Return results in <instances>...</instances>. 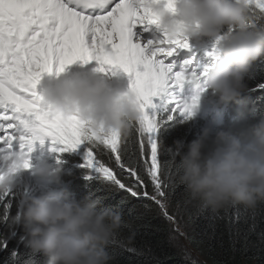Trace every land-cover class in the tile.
<instances>
[{"label": "snow or ice", "instance_id": "snow-or-ice-1", "mask_svg": "<svg viewBox=\"0 0 264 264\" xmlns=\"http://www.w3.org/2000/svg\"><path fill=\"white\" fill-rule=\"evenodd\" d=\"M177 0H0V156L30 152L37 142L51 140L63 145L58 151L75 150L88 142L84 167L93 169L111 187L137 199L155 203L171 222L168 211L170 176L175 154L162 158L157 133L183 115L189 119L199 101L207 74L217 61V44L206 52L204 62L186 60L180 70L169 61L177 48L190 49L183 35L159 44L134 41V29H161L160 10ZM255 23H264V0H247ZM162 36L166 35L161 31ZM96 60L98 71L124 72L131 79L130 91L140 108L130 136L113 131L99 132L79 116L64 119L54 113L38 90L49 74L64 72L80 62ZM107 66V67H105ZM196 91L184 93L186 83ZM199 86V87H198ZM264 89V84L258 85ZM30 168V159L22 165ZM7 163L0 159V171ZM87 178L91 179L92 174ZM106 199V198H104ZM17 193L0 190V252L7 251L16 236L12 219ZM110 204L109 207H118ZM180 232L179 227L176 229ZM183 235L182 232H180ZM23 241V237H20ZM113 245L128 247L118 236ZM139 254V253H138ZM27 257V258H26ZM3 264H36L31 253L12 250Z\"/></svg>", "mask_w": 264, "mask_h": 264}, {"label": "clouds", "instance_id": "clouds-1", "mask_svg": "<svg viewBox=\"0 0 264 264\" xmlns=\"http://www.w3.org/2000/svg\"><path fill=\"white\" fill-rule=\"evenodd\" d=\"M172 7L175 12L168 7L160 10L161 29L149 43L183 35L217 44V61L190 118L199 111L208 90L220 104L241 105L236 109L240 114L250 110L244 104L246 78L254 62L264 59V23L253 21L247 0H177ZM40 94L64 119L79 116L98 132L114 130L124 138L131 135L141 116L130 87L121 88L94 73L66 69L51 76ZM33 151L0 156L7 163L0 171V190H14L20 175L30 168L50 185L62 183L61 168L47 160L34 164ZM174 154L172 178L202 210L237 205L255 209L264 204V119L245 123L238 130L206 126L187 152L181 146ZM26 159L31 162L27 169L22 166ZM103 200L95 194L77 200L67 189L48 187L22 197L21 210L12 224L23 228L24 245L42 255L45 264H110L108 248L120 235L124 221L121 212L105 206Z\"/></svg>", "mask_w": 264, "mask_h": 264}, {"label": "trees", "instance_id": "trees-1", "mask_svg": "<svg viewBox=\"0 0 264 264\" xmlns=\"http://www.w3.org/2000/svg\"><path fill=\"white\" fill-rule=\"evenodd\" d=\"M246 83L248 90L244 94V104L250 110L244 114L236 113L241 105L234 102L220 104L211 94V107L207 111L214 115L220 110L233 112L227 118L225 128L238 130L245 123L264 119V89L258 88L264 84V59L254 62ZM210 99L205 97L204 104ZM160 131L163 136L160 142L162 158L169 160L181 146L187 152L190 143L201 135L202 128L199 120L197 124L177 116ZM64 160L69 162L61 169L62 183L52 187L69 190L77 200L89 194L104 197L105 206L125 201L116 207L124 221L119 237L128 247L137 249V253L112 244L108 248L112 257L110 264H264V204L255 209L237 205L217 211L202 210L200 203L172 178L173 170L169 178L168 211L176 217L178 223H174L166 219L152 201L134 198L108 185L99 173L84 167V161L78 156L66 154ZM90 174L91 179L87 178ZM48 187L47 182L39 179L38 194ZM19 207L16 200L13 214ZM177 227L183 235L176 231ZM7 231L4 225H0V232ZM15 231L9 249L0 252V264L17 247L22 253H31L36 264H45L42 255L33 254L20 240L23 228L15 226Z\"/></svg>", "mask_w": 264, "mask_h": 264}, {"label": "rangeland", "instance_id": "rangeland-1", "mask_svg": "<svg viewBox=\"0 0 264 264\" xmlns=\"http://www.w3.org/2000/svg\"><path fill=\"white\" fill-rule=\"evenodd\" d=\"M205 39L207 41L212 42L211 40H209L207 38H205ZM188 40H189V42H192L193 45H195V46H198V47L201 46L197 40H193L191 38L188 39ZM134 41H139V42H142V43H146L147 42V40L146 41H142L141 38H139V37L137 38L135 35H134ZM205 43L207 44V42H205ZM196 50L197 49H195V52H196ZM190 58H191V56H189L186 60H189ZM94 68H95V66H94ZM94 74H96V73H94ZM96 75H98V74H96ZM107 79H109L110 82H112L116 86H119L121 88L127 89L131 85L132 77L129 74L124 73V72L121 71L119 74H114V75L107 74ZM202 101H203V98L200 100L199 111L196 113V115L194 117H200V113L199 112L202 111V105H203ZM206 126H209V125H205V127ZM157 139H159L158 136H157ZM48 141H51V140L50 139L46 140L43 144H40L39 142H37V143L40 144V145H44L46 149H50V148L54 147L53 145L51 146ZM55 146H56V148H61L60 144H57ZM67 151L76 154L77 156H79L81 158V160H83L85 162L87 148L83 144H81L79 146V148H77L75 150H67ZM41 161H43V159L40 158L37 161V163L41 162ZM65 165H67V164H65ZM34 183H35V175L33 174V171H29L27 174L22 173L20 175L19 179H18L17 187L13 191L16 192L17 193V197L21 199V196L24 195L27 191L30 192V193L32 192V189L34 187ZM185 244H186V246H188L186 241H185Z\"/></svg>", "mask_w": 264, "mask_h": 264}, {"label": "bare ground", "instance_id": "bare-ground-1", "mask_svg": "<svg viewBox=\"0 0 264 264\" xmlns=\"http://www.w3.org/2000/svg\"><path fill=\"white\" fill-rule=\"evenodd\" d=\"M192 44H193V43H192ZM196 51H197V50H196ZM123 80H124V79H123ZM126 82H127V81H126ZM211 101H212V97H211V99H210L209 102H207V103L204 104V109H205V110H208V109L211 107V106H210V105H211Z\"/></svg>", "mask_w": 264, "mask_h": 264}]
</instances>
